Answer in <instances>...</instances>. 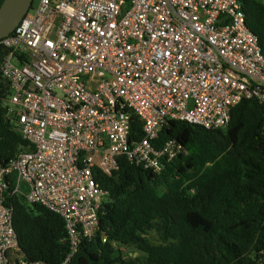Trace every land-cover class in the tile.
<instances>
[{"label":"built area","instance_id":"2783aa9c","mask_svg":"<svg viewBox=\"0 0 264 264\" xmlns=\"http://www.w3.org/2000/svg\"><path fill=\"white\" fill-rule=\"evenodd\" d=\"M0 47L12 124L32 146L0 165V264H48L19 247L10 175L63 220L66 264L99 227L96 171L112 175L124 157L160 173L186 153L175 139L155 146L169 120L221 128L241 100L264 103V51L240 0H39Z\"/></svg>","mask_w":264,"mask_h":264},{"label":"trees","instance_id":"16d2710c","mask_svg":"<svg viewBox=\"0 0 264 264\" xmlns=\"http://www.w3.org/2000/svg\"><path fill=\"white\" fill-rule=\"evenodd\" d=\"M240 2L264 51V0ZM5 53L0 47V60ZM8 93L0 72V165L32 148L12 124ZM127 112L137 141L142 121ZM168 139L186 153L165 162L160 173L124 157L112 175L95 172L106 191L99 227L66 264H264V103L241 100L221 128L169 120L155 146ZM15 187L10 175L5 205L25 258L61 264L70 252L63 220L27 202L25 187ZM126 246L134 249L129 255L123 254Z\"/></svg>","mask_w":264,"mask_h":264},{"label":"water","instance_id":"95a60500","mask_svg":"<svg viewBox=\"0 0 264 264\" xmlns=\"http://www.w3.org/2000/svg\"><path fill=\"white\" fill-rule=\"evenodd\" d=\"M31 4L32 0H2L0 4V38L12 32Z\"/></svg>","mask_w":264,"mask_h":264},{"label":"rangeland","instance_id":"374dc122","mask_svg":"<svg viewBox=\"0 0 264 264\" xmlns=\"http://www.w3.org/2000/svg\"><path fill=\"white\" fill-rule=\"evenodd\" d=\"M38 1L39 0H32V6L34 7V6H36L37 5V3H38ZM134 249L132 248V247H124L123 248V254L124 255H129V253H131L132 251H133ZM140 256V258H142V255H139Z\"/></svg>","mask_w":264,"mask_h":264},{"label":"flooded vegetation","instance_id":"af4514ba","mask_svg":"<svg viewBox=\"0 0 264 264\" xmlns=\"http://www.w3.org/2000/svg\"><path fill=\"white\" fill-rule=\"evenodd\" d=\"M1 2H2V0H1ZM1 4V3H0Z\"/></svg>","mask_w":264,"mask_h":264},{"label":"clouds","instance_id":"9594fccd","mask_svg":"<svg viewBox=\"0 0 264 264\" xmlns=\"http://www.w3.org/2000/svg\"><path fill=\"white\" fill-rule=\"evenodd\" d=\"M32 5V4H31Z\"/></svg>","mask_w":264,"mask_h":264}]
</instances>
